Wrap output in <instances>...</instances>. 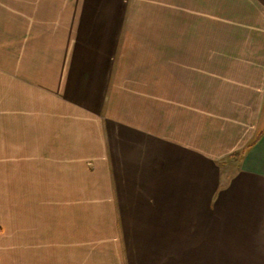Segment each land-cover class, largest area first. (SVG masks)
I'll return each mask as SVG.
<instances>
[{
  "label": "crops",
  "instance_id": "0c3cea01",
  "mask_svg": "<svg viewBox=\"0 0 264 264\" xmlns=\"http://www.w3.org/2000/svg\"><path fill=\"white\" fill-rule=\"evenodd\" d=\"M52 1L0 0V264H264V0H137L164 21L158 39L130 43V18L99 35L108 70L93 78L130 97V167L96 169L94 183H71L70 0ZM203 17L208 30L190 27Z\"/></svg>",
  "mask_w": 264,
  "mask_h": 264
},
{
  "label": "rangeland",
  "instance_id": "374dc122",
  "mask_svg": "<svg viewBox=\"0 0 264 264\" xmlns=\"http://www.w3.org/2000/svg\"><path fill=\"white\" fill-rule=\"evenodd\" d=\"M135 1V2H134ZM196 7L202 6H211L214 3L223 4L224 0H194ZM220 1V2H219ZM226 1V0H225ZM55 2L54 5L57 6L58 1L53 0ZM57 2V3H56ZM209 2V3H208ZM168 3V2H167ZM130 5L131 16L128 17L123 5ZM218 5H214V8L218 11L221 9L218 8ZM200 10V9H199ZM133 15L134 12H136ZM144 10H141V6L137 5V0H70V41H71V58L70 62V128H69V136H70V154H71V183H77L79 180H87L88 183H94L96 181L95 170L101 171L102 169H107L111 167V165L116 166L118 169L127 164L130 167V97L119 96V92H116L117 89V80L113 84L108 80L107 87L103 88L102 79H94L98 70L102 71L103 77L105 76V72L107 73L104 58L105 53L103 54L102 42L101 39H98L99 35L108 27L112 25L114 21H117V24L125 27L128 18H130V43L135 41H140L138 36H149L151 42L153 39H158L160 34V24L164 23L160 17L151 16L150 14L143 13ZM134 16V17H133ZM213 16V26L210 25L211 28L216 30L222 29L223 25L221 22L222 19L225 18ZM167 32L165 35L166 40H171L172 44H176L178 38L177 31L174 30V23H176L175 17H167ZM196 17H194L195 19ZM228 18V17H227ZM207 18L203 17V21L194 22L191 24V28L199 29L200 31L208 30V24L206 22ZM220 22L216 25V22ZM233 22V21H231ZM230 22V23H231ZM197 25V26H196ZM197 31V30H196ZM162 33V32H161ZM195 33L194 39L197 38V34ZM185 37L182 39H192L190 34L187 36L186 33H183ZM206 35L204 33H200ZM215 35L219 34L220 36H214L211 33L210 42L218 43V39H220L222 32L217 33L215 31ZM164 36V33H162ZM214 36V40L211 41V38ZM141 38V37H140ZM207 39V37H205ZM206 41V40H205ZM204 42V41H203ZM209 42V43H210ZM221 42V41H220ZM136 43V42H135ZM153 50L158 51L159 45L156 43ZM184 45V44H183ZM105 49V46H104ZM150 51V48H147ZM178 49V48H177ZM181 49V48H180ZM217 49V48H214ZM199 57H205V48L200 49ZM204 50V52H202ZM190 53L191 50L189 49ZM166 53L169 55L174 53V48L168 47ZM174 55V54H173ZM150 56V55H149ZM137 57L136 61L138 60ZM141 60L147 61V58L142 56ZM102 61V63H101ZM142 65V64H141ZM138 63L135 65L136 70L134 73L139 74ZM145 66H149L148 63ZM110 74V72H108ZM113 77V75H112ZM145 77L144 75L140 76ZM141 83V82H140ZM170 83L168 82L163 86V89L166 92L165 88H168ZM114 89V90H113ZM140 95H143V92H138ZM156 94H160L159 91ZM165 95V93H164ZM149 97V96H148ZM146 95V99L148 98ZM169 97V96H168ZM157 98V97H156ZM155 98V99H156ZM159 98V97H158ZM144 103L142 100L139 101L138 104ZM140 105L136 106L135 113L141 114L139 108ZM144 107V106H143ZM152 107L151 112L142 113L143 115H148L151 117L153 122H156L155 115L157 113L154 111ZM121 108L119 113L118 109ZM95 109L98 111L95 112ZM144 120L145 118H140ZM200 119L202 117L200 116ZM158 123V122H156ZM147 135H151L147 137V140L151 139V144L147 149L150 159L158 160L157 154V138L158 131L157 130H147L145 132ZM46 134V133H45ZM66 134V130H65ZM135 134H133L134 136ZM153 136V137H152ZM142 137V136H141ZM144 138V136H143ZM143 138L138 142V153L140 154L144 145ZM146 151V152H147ZM238 157V156H237ZM84 163V164H83ZM156 163H158L156 161ZM221 164V163H220ZM236 163L232 162L227 166V168L222 169L224 173L222 176V181L233 174L232 172L236 171ZM87 169L93 170L90 172L92 174H88L85 177L77 176L82 173V170ZM119 169V170H120ZM228 171H230L228 173ZM89 173V172H88ZM110 171L108 172V176L106 178H110ZM120 173V172H119ZM92 175V176H90ZM100 177V183H102V179L104 177ZM130 177V175H129ZM119 178V177H118ZM125 178H128V175L121 177L120 179L125 181ZM120 181V180H119ZM105 186L108 184V181L104 180ZM108 188V187H107ZM40 189V188H39ZM42 190V189H41ZM41 190L35 192H28L32 197V201H37L40 195H45L47 193L39 192ZM58 191L54 192V195L57 194ZM124 195H123V194ZM153 193L154 192H150ZM128 194L127 191H119V197L125 199V196ZM24 196L27 195L23 193ZM122 198V199H123ZM19 203L22 202V205L26 202L30 201L27 199H21ZM30 201V203L32 202ZM15 204V201L12 200L10 205ZM33 210V208L31 209ZM30 208H13L11 209L12 215L16 214H30Z\"/></svg>",
  "mask_w": 264,
  "mask_h": 264
}]
</instances>
